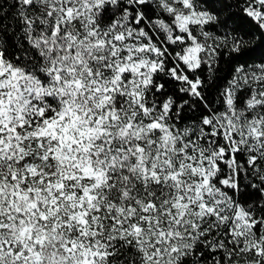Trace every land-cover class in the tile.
<instances>
[{
  "label": "snow or ice",
  "instance_id": "1",
  "mask_svg": "<svg viewBox=\"0 0 264 264\" xmlns=\"http://www.w3.org/2000/svg\"><path fill=\"white\" fill-rule=\"evenodd\" d=\"M257 46L264 0H0V264H264Z\"/></svg>",
  "mask_w": 264,
  "mask_h": 264
},
{
  "label": "trees",
  "instance_id": "2",
  "mask_svg": "<svg viewBox=\"0 0 264 264\" xmlns=\"http://www.w3.org/2000/svg\"><path fill=\"white\" fill-rule=\"evenodd\" d=\"M261 54H264V49L260 48L259 46L256 47V52L254 53V56L259 57ZM224 73V69L221 68L220 74L222 75Z\"/></svg>",
  "mask_w": 264,
  "mask_h": 264
}]
</instances>
